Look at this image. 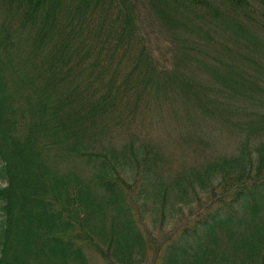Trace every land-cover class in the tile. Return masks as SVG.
I'll return each mask as SVG.
<instances>
[{
	"label": "trees",
	"instance_id": "1",
	"mask_svg": "<svg viewBox=\"0 0 264 264\" xmlns=\"http://www.w3.org/2000/svg\"><path fill=\"white\" fill-rule=\"evenodd\" d=\"M150 1L191 32L190 17L242 30L237 13L264 7ZM134 18L126 0H0V264H90V251L104 264H141L148 252L152 264H264V142L219 155L197 186L176 178L165 190L135 184L159 165L151 143L102 142L162 79L200 99L174 68L156 65ZM165 192L169 228L153 233L142 209Z\"/></svg>",
	"mask_w": 264,
	"mask_h": 264
},
{
	"label": "rangeland",
	"instance_id": "2",
	"mask_svg": "<svg viewBox=\"0 0 264 264\" xmlns=\"http://www.w3.org/2000/svg\"><path fill=\"white\" fill-rule=\"evenodd\" d=\"M126 1L156 65L174 68L175 75L180 78V73L182 80L191 83L200 99L186 100L174 82L165 84L159 77L162 80L156 91L138 104L140 107L121 127L112 126L102 142L119 148L130 135L136 137L135 144L148 141L159 153V165L151 178L141 177L140 182L137 177L136 186L158 184L165 190L169 182L180 178L189 189L191 184L197 186L198 175L214 173L209 166L219 155L227 156L240 144L264 142V7L246 10L249 16L237 13L242 30L206 27L190 17L199 25L191 32L174 22L166 23L159 12L162 4ZM191 37L195 40L189 42ZM180 44L186 46L183 52L188 56L177 49ZM66 164L59 163L61 167ZM216 175L212 181H217ZM127 176L131 177V172ZM165 194L161 205L146 199L147 208L142 209L143 222L153 233L158 223L169 228L166 222L171 218L169 203L174 196ZM193 205L192 210L197 206ZM182 208L187 212L186 206ZM96 253L89 252V263L104 264ZM152 257L148 252V261L141 264H152Z\"/></svg>",
	"mask_w": 264,
	"mask_h": 264
}]
</instances>
